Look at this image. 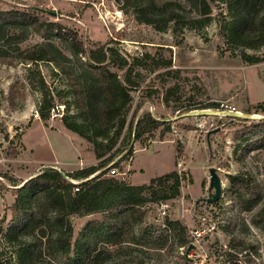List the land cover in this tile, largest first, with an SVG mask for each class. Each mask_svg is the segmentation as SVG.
<instances>
[{"label":"rangeland","instance_id":"1","mask_svg":"<svg viewBox=\"0 0 264 264\" xmlns=\"http://www.w3.org/2000/svg\"><path fill=\"white\" fill-rule=\"evenodd\" d=\"M167 1L181 3L183 16L202 13V7L188 0H0L2 10L39 11L40 18L75 32L87 49H114L110 66L122 79L126 70L132 69V80L138 83L131 91L133 108L118 145L111 151L101 148L104 158L115 157L97 175L106 169L104 176L136 186L174 171L181 176L178 196L159 203L145 192L142 207L121 210L117 229L96 231L76 260H66L60 247L50 242L57 232L51 222L46 226L36 223L26 238L31 242L28 251L11 243L5 234L17 188L49 168L31 163L30 153L23 150L27 125L26 139L45 158L54 151L62 162L77 163L79 159L87 161L89 154L84 152L93 151V165L104 159H99L94 146L79 134L82 146L75 135L47 129L65 125V119L82 118L63 71V66L73 71L80 67L72 41L58 33L45 39L26 24L11 27L9 34L21 32L25 40L0 39V136H15L0 163V264H18L22 253L31 264H86L98 249L105 251L100 264H222L235 254L228 249L234 239L243 240L257 263L264 264V231L252 223L264 205V145L234 154L237 134L264 121L253 116H226L219 126L210 127L211 119H201L196 115L200 111H195L229 102L245 113L264 115V61L248 65L241 57L246 52L264 58V46L243 48L226 38L221 23L231 16L222 0H206L211 16L207 26L182 28L178 34L173 25L158 29L141 19L142 2L152 16L156 7ZM263 11L264 0H248L243 16L252 21ZM157 18L163 27L164 16ZM41 43L53 46L58 64L25 58V49ZM36 112L39 121L33 119ZM147 113L162 124L153 128L145 119L139 126ZM201 121L207 123L200 128ZM111 167L116 173L107 175ZM211 167L218 169L223 185L222 198L215 203L204 201L210 193ZM239 172L258 184L259 196L252 210L243 209L232 190L230 177ZM101 218L100 213L71 216L75 237L89 221ZM175 222L179 225L170 229V223ZM183 241L192 242L191 248L184 247Z\"/></svg>","mask_w":264,"mask_h":264},{"label":"trees","instance_id":"2","mask_svg":"<svg viewBox=\"0 0 264 264\" xmlns=\"http://www.w3.org/2000/svg\"><path fill=\"white\" fill-rule=\"evenodd\" d=\"M189 3L202 7L199 15L183 16L184 9L181 3L167 1L157 6L155 13L149 16L147 7L142 2L141 19L158 29H165L173 25V32L178 34L182 28H203L210 23V8L206 0H188ZM230 11L231 18L221 23V32L236 46L258 49L264 46V11L257 14L252 21L243 16V8L248 0H222ZM39 11H20L0 9V39L16 40L23 42L24 34L21 32L9 34L11 27H20L23 24L31 26L43 38L49 39L51 35L58 33L72 41L76 62L79 64L77 71L63 66L67 74L74 95L77 111L81 120L69 122L64 120L65 126L88 140L97 151V157H105L102 147L111 151L120 142L128 117L132 111L134 97L132 89L138 85L131 77L132 69H127L124 78L112 71L109 57L114 49L101 47L87 49L78 35L63 25L42 19ZM164 16V26H159L158 18ZM0 49V60L2 59ZM27 60L51 61L58 64L53 46L48 43L36 44L23 51ZM85 59L81 58V55ZM243 61L248 65L258 64L264 61L261 56L250 55L243 52ZM206 108V107H205ZM42 115L47 116L42 110ZM147 119L153 128H158L162 122L153 118L150 113L138 122L139 126ZM134 120L131 122V127ZM245 145V146H244ZM264 145V123L258 124L254 129L241 132L235 137L234 154L247 150L249 146ZM243 147V148H242ZM115 157L111 154L99 164L91 165L65 175L74 180L87 179L82 182L80 191H74L76 184L65 177L60 171L49 167L48 170L24 181L15 192V201L12 204L13 216L7 228L5 237L11 243H19L28 251L31 242L27 240L29 233L34 231L36 223L51 222L57 228V232L50 242L60 247L61 255L66 260H76L88 247L89 240L96 231L113 232L117 229L119 214L124 208H140L145 203V192L156 202L164 203L175 198L180 193L181 176L174 171L153 179L148 185H129L123 180L113 176H104L97 173ZM96 175L93 179L89 176ZM233 192L245 210H252L259 196V187L256 180H252L244 172H239L230 177ZM141 212V211H140ZM94 213L102 214L101 219L87 223L78 237L74 235V226L70 217L77 215L84 217ZM49 214V218L45 215ZM143 215L140 214L142 219ZM252 223L264 231V205L252 217ZM179 225V222L170 223L169 228ZM36 239H39L36 237ZM192 242L183 241V246L191 248ZM232 254L222 264H258L252 256L251 248L243 240H232L228 246ZM105 251L98 249L90 257L86 264H100ZM25 253L21 254L18 264L27 263Z\"/></svg>","mask_w":264,"mask_h":264},{"label":"built area","instance_id":"3","mask_svg":"<svg viewBox=\"0 0 264 264\" xmlns=\"http://www.w3.org/2000/svg\"><path fill=\"white\" fill-rule=\"evenodd\" d=\"M195 111L197 112L200 111L196 115L201 116V119H207V118L211 119L210 127L219 126L220 123H222L223 117H226V116H237V117L253 116L255 118H258L260 121H264L263 114L245 113L242 110L238 109L237 106H235L234 104H230L229 102H220V104L214 108H205V109L195 110ZM33 119L34 120L41 119L39 112H36L35 114H33ZM205 123H207V121L206 122L201 121V124H199V127L200 128L203 127ZM14 137H15L14 135H11L10 138H8L7 136H0V163L1 161L4 160L3 159L5 157L4 154H6L5 151L11 144V141L14 139ZM115 173H116V169L114 167H111L107 175H112V174L114 175ZM65 177L76 184L74 191H80V188H81L80 184L82 182L87 181V179H83L80 181L74 180L67 175H65Z\"/></svg>","mask_w":264,"mask_h":264},{"label":"crops","instance_id":"4","mask_svg":"<svg viewBox=\"0 0 264 264\" xmlns=\"http://www.w3.org/2000/svg\"><path fill=\"white\" fill-rule=\"evenodd\" d=\"M33 121H31L30 123H33ZM35 121H39V120H35ZM28 127H29V125H27L24 129L23 137H22V143H23V150H25L26 152L28 151L30 153L29 161H31V163L39 164L40 168L51 167V168L59 169L60 171L65 170L66 172H73L75 170L82 169V168L93 165L92 164V158L93 157L90 156L93 154V151L84 152V153H86V155L89 154L86 156L87 161H82L81 159H79V161L77 163L71 162V161L62 162L61 159L57 156V154L54 151H51V155L48 158H45V156H41L39 154V149L36 146H34L32 143H30V141L27 140L25 137ZM47 129H52V130L61 129L62 131H65L66 133H68L70 135H75L76 139L80 142L81 146L83 145L81 143V140L79 139V136H77V134L74 133L73 131L67 129L64 124H61L56 128H47ZM80 153H82V151ZM88 158H90V159H88Z\"/></svg>","mask_w":264,"mask_h":264},{"label":"water","instance_id":"5","mask_svg":"<svg viewBox=\"0 0 264 264\" xmlns=\"http://www.w3.org/2000/svg\"><path fill=\"white\" fill-rule=\"evenodd\" d=\"M53 15H56L54 12H51ZM219 128L215 131H218ZM62 174L63 171H61ZM209 174H210V184H209V196L206 201L207 203H215L218 200L222 198L223 195V185H222V180L221 177L218 174V169L215 167H211L209 169Z\"/></svg>","mask_w":264,"mask_h":264}]
</instances>
